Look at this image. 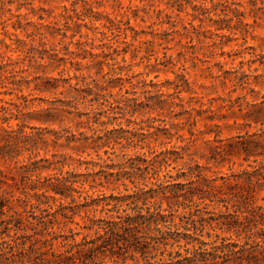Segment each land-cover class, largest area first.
<instances>
[{
  "label": "clouds",
  "instance_id": "obj_1",
  "mask_svg": "<svg viewBox=\"0 0 264 264\" xmlns=\"http://www.w3.org/2000/svg\"><path fill=\"white\" fill-rule=\"evenodd\" d=\"M0 264H264V0H0Z\"/></svg>",
  "mask_w": 264,
  "mask_h": 264
}]
</instances>
